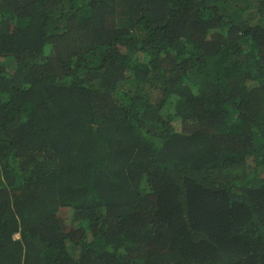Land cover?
<instances>
[{
    "label": "trees",
    "instance_id": "16d2710c",
    "mask_svg": "<svg viewBox=\"0 0 264 264\" xmlns=\"http://www.w3.org/2000/svg\"><path fill=\"white\" fill-rule=\"evenodd\" d=\"M0 264H264V0H0Z\"/></svg>",
    "mask_w": 264,
    "mask_h": 264
}]
</instances>
